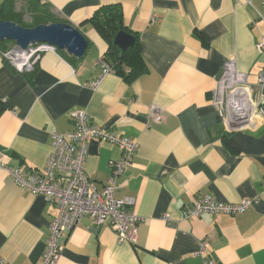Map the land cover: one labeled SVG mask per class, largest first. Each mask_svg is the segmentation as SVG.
Wrapping results in <instances>:
<instances>
[{
	"label": "crops",
	"instance_id": "1",
	"mask_svg": "<svg viewBox=\"0 0 264 264\" xmlns=\"http://www.w3.org/2000/svg\"><path fill=\"white\" fill-rule=\"evenodd\" d=\"M30 1L24 0L28 7ZM108 4L121 6L144 60L129 82L104 72L100 58L109 45L88 22ZM46 5L81 30L88 49L80 59L69 54L75 62L61 51L45 52L30 72L16 71L0 55V163L41 171L53 151V132L73 130L72 112L84 110L99 126L138 142L116 196L134 197L132 209L142 218L131 243L119 242L109 224L84 217L65 232L57 264H264V112L252 128L229 130L214 103L218 76L235 59L264 110V51L258 48L264 0ZM122 155L118 145L90 140L85 171L99 190L110 180V162ZM206 194L220 202L260 200L238 215L184 217L193 198ZM57 212L0 169V255L9 264L41 262ZM206 238L204 256L192 255Z\"/></svg>",
	"mask_w": 264,
	"mask_h": 264
},
{
	"label": "built area",
	"instance_id": "2",
	"mask_svg": "<svg viewBox=\"0 0 264 264\" xmlns=\"http://www.w3.org/2000/svg\"><path fill=\"white\" fill-rule=\"evenodd\" d=\"M258 48L264 51V38ZM48 51L58 50L47 43H37L23 49L11 42L0 51V55L16 71L30 72ZM100 61L104 72H115L104 57H101ZM259 82H264V71L259 76ZM214 103L229 130L252 128L264 112L260 104L253 99L246 75L237 69L235 59L227 61L221 70L214 90ZM155 118H163L161 110ZM71 119L74 123L73 130L64 133L53 132V151L41 171H24L22 168L0 163V169L4 168L20 187L34 195L43 196L46 201L54 203L57 207L58 212L51 222L50 235L42 260L38 264H57L63 250L62 239L65 232L86 216L91 217L96 225L109 224L117 232L119 242H137L138 226L142 218L132 209L135 198L117 197L116 190L119 185L118 178L128 170L138 150V142L99 126L84 110L72 112ZM94 138L118 145L123 151L120 159L110 162L111 177L102 190L97 188L95 181L85 171L89 142ZM2 155L0 151V157ZM259 200L260 196H256L245 197L237 202H220L209 194L201 195L193 198L191 204L184 208L183 216H199L204 213L238 215L252 208ZM207 241L208 238L202 241L192 255L204 256ZM0 264L9 263L0 255ZM206 264L217 263L207 259Z\"/></svg>",
	"mask_w": 264,
	"mask_h": 264
},
{
	"label": "trees",
	"instance_id": "3",
	"mask_svg": "<svg viewBox=\"0 0 264 264\" xmlns=\"http://www.w3.org/2000/svg\"><path fill=\"white\" fill-rule=\"evenodd\" d=\"M16 3L17 0H3L0 2V21H13L25 27L61 22L46 3L41 0H31L29 10L32 13V23L27 24L24 22L23 12L17 10ZM88 22L107 41L109 46L104 59L114 69L115 73L123 75L128 82L137 77L140 73V65L144 64L138 39L136 38L134 45L126 51H122L113 43L119 31L125 30L132 33L124 22L121 6L118 4L100 6ZM4 45L5 43L0 41V51L4 49ZM61 52L71 62H75L72 56L66 52Z\"/></svg>",
	"mask_w": 264,
	"mask_h": 264
},
{
	"label": "water",
	"instance_id": "4",
	"mask_svg": "<svg viewBox=\"0 0 264 264\" xmlns=\"http://www.w3.org/2000/svg\"><path fill=\"white\" fill-rule=\"evenodd\" d=\"M6 40L15 42L23 49L37 43H47L79 59L84 56L89 45L81 30L66 22L25 27L13 21H0V41ZM135 40L133 34L122 30L116 34L113 43L126 51L134 45Z\"/></svg>",
	"mask_w": 264,
	"mask_h": 264
},
{
	"label": "rangeland",
	"instance_id": "5",
	"mask_svg": "<svg viewBox=\"0 0 264 264\" xmlns=\"http://www.w3.org/2000/svg\"><path fill=\"white\" fill-rule=\"evenodd\" d=\"M16 8L18 11L23 12L24 22L27 24L32 23V13L29 10L28 5L24 2V0H18L16 3ZM4 43H11L12 41H3Z\"/></svg>",
	"mask_w": 264,
	"mask_h": 264
}]
</instances>
